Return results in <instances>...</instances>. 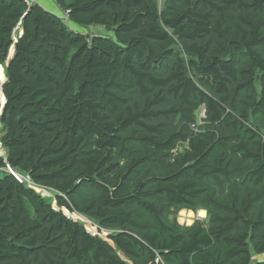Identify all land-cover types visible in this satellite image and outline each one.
Listing matches in <instances>:
<instances>
[{
    "label": "trees",
    "instance_id": "trees-1",
    "mask_svg": "<svg viewBox=\"0 0 264 264\" xmlns=\"http://www.w3.org/2000/svg\"><path fill=\"white\" fill-rule=\"evenodd\" d=\"M57 5L114 39L0 0V264H253L264 255V0ZM183 210L208 223L181 225Z\"/></svg>",
    "mask_w": 264,
    "mask_h": 264
},
{
    "label": "rangeland",
    "instance_id": "rangeland-1",
    "mask_svg": "<svg viewBox=\"0 0 264 264\" xmlns=\"http://www.w3.org/2000/svg\"><path fill=\"white\" fill-rule=\"evenodd\" d=\"M25 2H26L27 5H33L34 4V3H31L32 1L25 0ZM76 28H77V31L80 34H83V35L88 34L87 32H89V33H91V35L95 34L96 36H101V37H105V38L114 39L113 33L105 31L104 29H101V28H88V27H85V28L76 27ZM13 54H14V51L12 50L11 53H10V56H9L10 59L13 57ZM0 76H1V73H0ZM183 150H185V149L182 148V151ZM179 154H181V152H179L178 154H176V153L171 154L172 157H170V158L174 159V157H177V155H179ZM42 194H46L45 191H43ZM65 213L68 215L69 218H72V219H74L76 221L82 222V221H84L86 219V218L81 217L80 215H78L76 213L69 214L68 211H65ZM173 219L177 220V222H179L181 225H187V226L192 225L195 222V220L204 221L206 224L208 223L207 212L202 211V210H199L197 212L183 210L180 213H178L177 216H174ZM262 261H264V255L263 256H259V257H254L253 264H256L257 262H262Z\"/></svg>",
    "mask_w": 264,
    "mask_h": 264
},
{
    "label": "built area",
    "instance_id": "built-area-1",
    "mask_svg": "<svg viewBox=\"0 0 264 264\" xmlns=\"http://www.w3.org/2000/svg\"><path fill=\"white\" fill-rule=\"evenodd\" d=\"M27 1H33V0H27ZM54 3L57 4V0H50ZM60 9H61V12H63V20L64 22L66 23V25H69V22H70V11L69 10H66V9H63L62 7L58 6ZM3 72V67L0 66V73ZM207 119V115H206V109L205 107L201 109L200 113L198 114V117H197V120L196 122L191 126L192 128V131L195 132V133H199L200 132V128L202 126H204L206 124L205 120ZM182 148L184 149H188L187 145H180L178 146V148L174 151V153L178 154L179 152H182ZM7 171L21 184L23 183H27L31 188H33L34 190H37L38 192H43L42 189H39L37 188V185H35L32 180L30 179L29 176H22V175H19L15 172H13L11 170L10 167L7 168ZM83 217V216H81ZM85 218V217H84ZM82 221V220H81ZM82 223L85 224L86 226V229L89 233L93 234V235H97L98 234V227L93 223L91 222L90 220H88L87 218L82 221ZM102 233L103 235L107 236L108 232L102 230Z\"/></svg>",
    "mask_w": 264,
    "mask_h": 264
},
{
    "label": "crops",
    "instance_id": "crops-1",
    "mask_svg": "<svg viewBox=\"0 0 264 264\" xmlns=\"http://www.w3.org/2000/svg\"><path fill=\"white\" fill-rule=\"evenodd\" d=\"M31 3H34L35 5H40L41 7H43L44 9L56 14V15H61V9L58 7V5L50 0H34L32 1ZM5 76L1 75V79L3 81H5ZM0 101L2 103L5 102V98H4V95L1 91V88H0Z\"/></svg>",
    "mask_w": 264,
    "mask_h": 264
},
{
    "label": "clouds",
    "instance_id": "clouds-1",
    "mask_svg": "<svg viewBox=\"0 0 264 264\" xmlns=\"http://www.w3.org/2000/svg\"><path fill=\"white\" fill-rule=\"evenodd\" d=\"M58 16V15H57ZM61 18H62V20H63V17H64V15H63V12H61V15H59ZM64 21V20H63ZM65 23V22H64ZM65 25H66V23H65ZM67 27H69L70 29H72L73 31H75V33H79L78 31H77V26L75 25V26H73L72 24H70V22H69V25H66ZM86 35V34H85ZM1 75H3L4 76V68H3V72L1 73ZM4 82V81H3ZM1 102V101H0ZM2 103V102H1ZM2 106H4L3 105V103H2Z\"/></svg>",
    "mask_w": 264,
    "mask_h": 264
},
{
    "label": "water",
    "instance_id": "water-1",
    "mask_svg": "<svg viewBox=\"0 0 264 264\" xmlns=\"http://www.w3.org/2000/svg\"><path fill=\"white\" fill-rule=\"evenodd\" d=\"M1 88V91H2V87H0ZM3 93V92H2ZM5 98V97H4ZM5 103H6V100H5V102L3 103V105H5ZM3 107L4 106H2V109L0 110V114L2 113V111H3Z\"/></svg>",
    "mask_w": 264,
    "mask_h": 264
},
{
    "label": "bare ground",
    "instance_id": "bare-ground-1",
    "mask_svg": "<svg viewBox=\"0 0 264 264\" xmlns=\"http://www.w3.org/2000/svg\"><path fill=\"white\" fill-rule=\"evenodd\" d=\"M192 213V212H191Z\"/></svg>",
    "mask_w": 264,
    "mask_h": 264
}]
</instances>
